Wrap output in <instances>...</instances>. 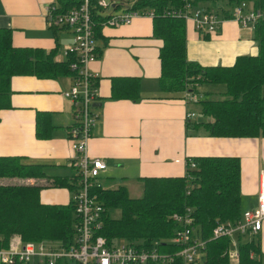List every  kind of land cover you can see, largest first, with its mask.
<instances>
[{
  "label": "trees",
  "instance_id": "1",
  "mask_svg": "<svg viewBox=\"0 0 264 264\" xmlns=\"http://www.w3.org/2000/svg\"><path fill=\"white\" fill-rule=\"evenodd\" d=\"M82 1L55 0L56 11L79 6ZM241 1L255 8H264V0H131L128 4L113 3L114 7L123 5L127 10L152 12V35L160 40L158 84L163 93L183 96L185 92H196L199 84L223 85L222 97L200 96L197 99L199 113L205 119H188L186 122L193 127L201 125L210 136H264V20H257L251 28L257 43L255 54H238L227 65H201L187 60L185 19L182 14H172V11H182L186 4H198L225 19L232 16L231 9ZM87 2L95 40L101 36L100 26L107 15L101 12L96 0ZM200 32L207 37L208 33ZM56 50V46L49 50L15 46L11 42L10 27L0 26V109L10 107L9 79L13 75L53 78L75 74V70L69 68L73 53L55 60ZM122 87L126 97L134 99L138 96L137 78L127 79ZM115 89L114 81L111 83L112 95ZM51 128L47 114L38 111L36 136L47 137ZM191 162L193 166H190ZM44 176L47 178L43 184L20 181L21 178ZM5 177L18 182H0V247L7 245L13 233L19 234L23 240L70 244L76 222L73 199L70 197L66 203L43 202L39 190L64 186L74 192L78 186L77 175L73 172L70 176H47L41 163L22 162L18 155H0V178ZM140 178L141 194L137 197L129 196L122 185L110 188L100 183L93 187L103 207L97 233L104 236L108 244L124 239L137 246H156L160 250L173 251L178 245L172 238L182 227L172 217L176 213L189 216L193 235L204 240L198 264L230 263L226 252L229 236L212 238L210 233L217 223H234L241 216L237 156H192L186 159L183 175ZM116 210L118 213L114 214ZM251 234L255 233L236 236V264H261L255 255L260 250L259 242L254 241ZM245 235L249 237L244 238Z\"/></svg>",
  "mask_w": 264,
  "mask_h": 264
},
{
  "label": "crops",
  "instance_id": "2",
  "mask_svg": "<svg viewBox=\"0 0 264 264\" xmlns=\"http://www.w3.org/2000/svg\"><path fill=\"white\" fill-rule=\"evenodd\" d=\"M109 1L111 8H119L113 3L122 2ZM52 2L55 0H0V26L10 27L13 45L44 50L56 46L53 57L61 55L66 43L64 30L51 28L44 16L45 5ZM100 34L94 40L97 56L90 63L97 78L94 102L99 105L91 109L96 119L87 140L88 155L99 157L106 164L98 175L100 183H107L105 187L110 188L122 185L128 195L130 189L137 187V197L141 194L142 176L183 175L188 157L232 155L239 158L241 215L253 208L258 173L264 169V136H210L201 125H186L188 119L205 118L199 113V104L187 101L184 94L170 96L160 90V40L152 35L151 16L136 15L128 23L103 24ZM256 52L251 28L241 26L233 18L222 19L219 30L208 33L207 37L194 28L192 19L185 18L187 60L201 65H227L238 54ZM132 77L138 79V96L134 99L126 97L122 87ZM114 81L116 89L112 95ZM70 82L69 76L10 77V107L0 109V155H18L22 162L41 163L47 176H70L74 172L68 137L69 127L76 119L70 101L62 95ZM197 91L199 97L203 96ZM38 111L46 113L52 124L45 138L35 134ZM189 111L193 115L186 117ZM46 178L29 177L20 181L43 184ZM71 195L64 186L39 190L43 202L66 203ZM263 230L264 223L257 233Z\"/></svg>",
  "mask_w": 264,
  "mask_h": 264
},
{
  "label": "built area",
  "instance_id": "3",
  "mask_svg": "<svg viewBox=\"0 0 264 264\" xmlns=\"http://www.w3.org/2000/svg\"><path fill=\"white\" fill-rule=\"evenodd\" d=\"M88 0H83L79 6L66 11H56L57 3L45 5L44 16L50 27L70 32L71 38L62 47V53L55 60L64 59L73 53L69 68L75 70L68 87L62 90L72 106L74 123L69 127V143L72 151L70 165L78 177L76 191L71 198L74 203L76 222L72 242L64 245L51 240H21L13 237L6 246L0 247V264H197L204 240L193 235L190 226L191 218L176 213L173 219L180 222L182 227L176 230L172 241L177 249L173 251L160 250L156 246L142 247L124 239L107 243L104 236L97 233L101 222L103 207L93 191L94 186L100 184L98 175L106 164L99 157H91L87 153V140L96 119V113L91 109L95 100L96 74L90 69V63L96 58L93 38V23L88 9ZM101 12L106 16L102 24L118 25L128 23L136 15L151 16L150 11L127 10L123 7L111 8L104 13L108 6L104 0H96ZM182 14L184 19L193 20L194 28L198 31L215 33L219 29L223 18L211 10L196 4H186L185 9L172 11V14ZM232 16L241 26L253 28V24L264 20V8H255L241 1L231 9ZM196 92H185L184 98L189 102H196ZM193 112H186L191 117ZM193 166V162L190 163ZM264 223V169L258 173V190L256 204L244 211L234 223H217L211 229L212 238L220 235L229 236L227 256L230 260H237V235L257 233Z\"/></svg>",
  "mask_w": 264,
  "mask_h": 264
},
{
  "label": "rangeland",
  "instance_id": "4",
  "mask_svg": "<svg viewBox=\"0 0 264 264\" xmlns=\"http://www.w3.org/2000/svg\"><path fill=\"white\" fill-rule=\"evenodd\" d=\"M118 1H122V2H124L125 4H126V2H127V0H118ZM107 3H108V6L105 8V12H107L109 9H110V1L108 0V1H106ZM63 34H64V36H63V38L64 39H66V42H69L70 41V38H71V35H70V32L69 31H66V30H64L63 32H62ZM61 33V34H62ZM205 84H199L198 85V91L197 92H199L200 93V95H203V97H215V98H220V97H222L223 95L221 94V90L219 91V89H223V85L221 84L220 86H210V87H208L207 85H205ZM214 90V91H212V93L211 92H209V90ZM199 98V97H198ZM91 108H94L93 106H91ZM196 116H200L199 115V113L198 112H196ZM24 179V178H23ZM0 182H2V183H4V182H18L16 179H11V178H7V177H5V178H0ZM134 182V181H133ZM133 182H131L132 184H133ZM24 183H28V182H24ZM42 183H44L43 181H42ZM102 185L103 186H108L107 185V183H102ZM130 192H129V195L130 196H132V197H135V195L137 194V192H138V190H137V187H135V188H133V189H130L129 190ZM118 213V211L116 210L115 212H114V214H117ZM251 236V238L254 240V241H257V242H259V246L261 247L260 248V250H259V252L258 253H255V255L261 260V264H264V230L263 231H261L259 234L258 233H256V234H251L250 235ZM13 237H20V235L19 234H17V233H13V234H11L10 236H9V240L10 239H12ZM249 237V235H245L244 236V238H248ZM21 238V237H20ZM8 240V241H9ZM21 240H23V239H21ZM230 263L229 264H236V261H234V260H230L229 261ZM199 263V262H198ZM197 263V264H198Z\"/></svg>",
  "mask_w": 264,
  "mask_h": 264
},
{
  "label": "water",
  "instance_id": "5",
  "mask_svg": "<svg viewBox=\"0 0 264 264\" xmlns=\"http://www.w3.org/2000/svg\"><path fill=\"white\" fill-rule=\"evenodd\" d=\"M91 105H92V106L99 105V102H94V101H93V102L91 103Z\"/></svg>",
  "mask_w": 264,
  "mask_h": 264
}]
</instances>
